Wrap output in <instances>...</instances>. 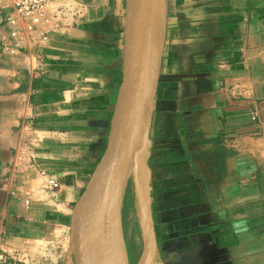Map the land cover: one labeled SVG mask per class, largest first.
Returning <instances> with one entry per match:
<instances>
[{
	"label": "crops",
	"instance_id": "obj_1",
	"mask_svg": "<svg viewBox=\"0 0 264 264\" xmlns=\"http://www.w3.org/2000/svg\"><path fill=\"white\" fill-rule=\"evenodd\" d=\"M54 2L81 13L43 14L32 31L0 13V251L75 264L72 219L107 148L127 0ZM149 122L148 264H264V0H167ZM128 186L123 241L141 264Z\"/></svg>",
	"mask_w": 264,
	"mask_h": 264
},
{
	"label": "water",
	"instance_id": "obj_2",
	"mask_svg": "<svg viewBox=\"0 0 264 264\" xmlns=\"http://www.w3.org/2000/svg\"><path fill=\"white\" fill-rule=\"evenodd\" d=\"M166 19L167 0H143L139 9L136 8V0H127L122 80L107 148L72 219L70 243L75 264H101L100 250L108 233L110 242L106 252L113 258L112 264H118L116 241L124 240L122 198L131 175H134L144 134L145 76L148 64L155 55L157 72L152 106ZM125 259L128 264L126 249Z\"/></svg>",
	"mask_w": 264,
	"mask_h": 264
},
{
	"label": "bare ground",
	"instance_id": "obj_3",
	"mask_svg": "<svg viewBox=\"0 0 264 264\" xmlns=\"http://www.w3.org/2000/svg\"><path fill=\"white\" fill-rule=\"evenodd\" d=\"M143 3V0H136V8L139 9ZM157 72V62L156 56L154 55L147 67L146 76H145V111L143 115V129L144 134L141 141V148L137 156L135 165H134V179H135V190L137 192L138 201H139V216L142 229V238L145 247L143 264H148L151 258L152 252V234L151 226L149 220V210H148V188H147V173H146V159H145V142L147 138V132L149 127L150 119V108L151 100L155 86ZM110 242L109 233L104 238V241L100 250V260L101 264H112L113 258L106 252V247ZM122 240L116 241V254L118 255V264H126L125 255L123 258L122 254ZM124 245V244H123ZM124 251V248H123Z\"/></svg>",
	"mask_w": 264,
	"mask_h": 264
},
{
	"label": "built area",
	"instance_id": "obj_4",
	"mask_svg": "<svg viewBox=\"0 0 264 264\" xmlns=\"http://www.w3.org/2000/svg\"><path fill=\"white\" fill-rule=\"evenodd\" d=\"M54 0H0V13L5 14L6 23L13 28L21 25L24 29L32 31L35 25L41 20L48 5ZM73 12V13H72ZM78 15L81 11L70 6H58L55 17H64L65 15ZM21 155L18 154V158ZM48 188L56 189L59 183L53 176L45 178ZM27 203V201H26ZM69 249V245H67ZM41 264H60L62 255L57 256L48 254L45 249L41 254ZM0 264H39L35 258L25 257L20 250H13L9 253L0 251Z\"/></svg>",
	"mask_w": 264,
	"mask_h": 264
},
{
	"label": "rangeland",
	"instance_id": "obj_5",
	"mask_svg": "<svg viewBox=\"0 0 264 264\" xmlns=\"http://www.w3.org/2000/svg\"><path fill=\"white\" fill-rule=\"evenodd\" d=\"M61 3L60 2H52L48 5L45 13H44V16L48 15V16H52L54 13H56V8L57 6H59ZM43 18V17H42ZM41 18V19H42ZM41 21V20H40ZM54 22V20H53ZM135 179H134V175H131L130 177V180H129V186H128V190H127V194H131V193H134L135 192ZM127 213L125 215V217H127ZM128 223V222H127ZM124 244V241L122 240V254H123V258H124V255H125V246L123 245ZM123 248H124V251H123ZM126 261V259H125Z\"/></svg>",
	"mask_w": 264,
	"mask_h": 264
}]
</instances>
